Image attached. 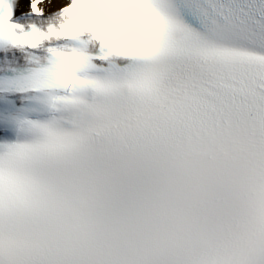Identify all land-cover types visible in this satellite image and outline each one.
Here are the masks:
<instances>
[{
	"label": "snow or ice",
	"instance_id": "obj_1",
	"mask_svg": "<svg viewBox=\"0 0 264 264\" xmlns=\"http://www.w3.org/2000/svg\"><path fill=\"white\" fill-rule=\"evenodd\" d=\"M17 3L0 264H264V0H49L26 23Z\"/></svg>",
	"mask_w": 264,
	"mask_h": 264
},
{
	"label": "clouds",
	"instance_id": "obj_2",
	"mask_svg": "<svg viewBox=\"0 0 264 264\" xmlns=\"http://www.w3.org/2000/svg\"><path fill=\"white\" fill-rule=\"evenodd\" d=\"M109 7L116 12L118 16L123 17V19L112 20L111 24L123 33L127 43L134 47L140 46V33L135 24L132 8L120 4L110 5Z\"/></svg>",
	"mask_w": 264,
	"mask_h": 264
}]
</instances>
